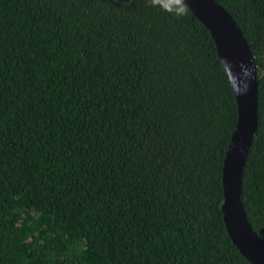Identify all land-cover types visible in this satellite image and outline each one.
<instances>
[{"label":"trees","instance_id":"obj_1","mask_svg":"<svg viewBox=\"0 0 264 264\" xmlns=\"http://www.w3.org/2000/svg\"><path fill=\"white\" fill-rule=\"evenodd\" d=\"M256 65L241 204L264 243V0H214ZM170 0H0V264H249L220 207L237 109Z\"/></svg>","mask_w":264,"mask_h":264},{"label":"water","instance_id":"obj_2","mask_svg":"<svg viewBox=\"0 0 264 264\" xmlns=\"http://www.w3.org/2000/svg\"><path fill=\"white\" fill-rule=\"evenodd\" d=\"M171 1V0H170ZM194 18L208 31L234 95L237 121L221 169L220 212L228 238L249 264H264V243L252 231L241 204V177L257 125L256 65L231 16L214 0H186Z\"/></svg>","mask_w":264,"mask_h":264},{"label":"clouds","instance_id":"obj_3","mask_svg":"<svg viewBox=\"0 0 264 264\" xmlns=\"http://www.w3.org/2000/svg\"><path fill=\"white\" fill-rule=\"evenodd\" d=\"M161 0H150L153 6L159 5ZM164 10L175 15L184 16L188 12L186 0H171V6H165Z\"/></svg>","mask_w":264,"mask_h":264}]
</instances>
